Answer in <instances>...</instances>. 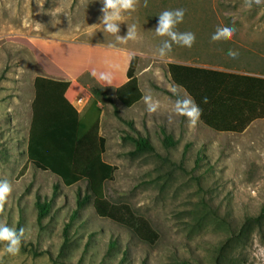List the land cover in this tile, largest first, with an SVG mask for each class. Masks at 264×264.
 Returning <instances> with one entry per match:
<instances>
[{"label": "rangeland", "instance_id": "obj_1", "mask_svg": "<svg viewBox=\"0 0 264 264\" xmlns=\"http://www.w3.org/2000/svg\"><path fill=\"white\" fill-rule=\"evenodd\" d=\"M143 3L119 25L123 37L136 24L139 38L111 48L114 35L89 27L100 23L102 0H0V181L13 189L0 221L26 229L19 254H7L0 243V264H264V221L244 226L264 210V119L242 134L215 132L200 120L190 126L172 113L176 96L167 69L175 63L264 78V0L251 8L244 0ZM180 8L186 12L176 30L194 33L195 43L174 44L160 57L167 37L154 33L158 16ZM219 26H234L233 38L213 42ZM229 49L239 57L229 59ZM131 57L141 100L125 107L114 91L127 82ZM93 70L112 71V84L98 81ZM39 77L71 84L79 137L98 123L103 160L116 167L105 198L126 224L96 215L86 181L66 187L28 163ZM96 87L113 103L100 104L91 94ZM146 94L161 102L157 113L146 111ZM78 97L85 101L77 104ZM131 138L148 140L152 149L137 151ZM44 205L48 212L38 223ZM141 221L158 235L154 244L133 232Z\"/></svg>", "mask_w": 264, "mask_h": 264}, {"label": "trees", "instance_id": "obj_2", "mask_svg": "<svg viewBox=\"0 0 264 264\" xmlns=\"http://www.w3.org/2000/svg\"><path fill=\"white\" fill-rule=\"evenodd\" d=\"M136 57H131L126 72L127 82L114 91L118 102L131 107L141 100L134 77ZM168 73L174 85L182 86L187 95L201 108L200 121L219 133L242 134L253 122L264 119V78L227 73L170 63ZM35 99L32 103V120L26 148L27 161L34 168L48 172L71 187L86 181L93 198L96 215L119 224H126L120 210L111 206L105 198L106 182L113 180L116 167L104 162L106 140L100 135L99 125L87 127L79 137V115L66 98L70 83L48 78H36ZM103 106L112 104L105 88L96 87L91 93ZM207 97L208 103H203ZM137 151L151 150L148 140H136ZM57 191V187H54ZM39 203L37 206L39 207ZM48 206H40L38 223L46 216ZM264 210L258 219L246 221L244 226L260 225ZM133 232L141 241L154 244L158 235L144 221L132 225ZM68 228L64 229L66 244Z\"/></svg>", "mask_w": 264, "mask_h": 264}, {"label": "clouds", "instance_id": "obj_3", "mask_svg": "<svg viewBox=\"0 0 264 264\" xmlns=\"http://www.w3.org/2000/svg\"><path fill=\"white\" fill-rule=\"evenodd\" d=\"M140 0H102L103 7L100 9L102 15L99 17L100 23L89 27L95 28L102 26L103 31L115 36L116 43L110 44L109 47L115 48L116 44H126L129 40L135 41L139 38L137 25L132 24L127 27L126 36H120V21H122L124 13H131L137 10ZM260 4L261 0H244V7L251 8L253 4ZM143 6L148 7V0H144ZM186 10L183 8L175 10H165L158 16V24L154 30L156 36L167 37L160 42L158 47V55L166 57L171 53L173 45L191 48L196 40L195 34L192 32H180L177 25L183 22ZM236 33L234 26H219L211 36L213 42L231 40ZM99 46V45H97ZM229 59H237L240 55L238 50L229 49L227 53ZM115 68V65H110ZM98 81H102L111 85L114 79L112 71H95L91 73ZM171 92L176 99L172 101V113L177 116L186 117L190 126H195L202 115L201 108L195 103L191 96L187 95L186 90L180 85L171 86ZM143 103L146 105L148 113H157L161 108V102L155 99L153 95L146 94L142 97ZM203 103L207 104L208 99L205 97ZM171 119V117H170ZM13 189L9 181H0V213H3L4 206ZM26 229L21 227L7 226L0 221V243H5L4 251L13 256L19 254L21 243L25 238Z\"/></svg>", "mask_w": 264, "mask_h": 264}, {"label": "crops", "instance_id": "obj_4", "mask_svg": "<svg viewBox=\"0 0 264 264\" xmlns=\"http://www.w3.org/2000/svg\"><path fill=\"white\" fill-rule=\"evenodd\" d=\"M126 81H127V78H126ZM120 86H122V85H120ZM120 86L116 87V89L119 88ZM70 87H71V84H70ZM70 87H69V88H70ZM116 89H115V90H116ZM69 90H70V89H68V91L66 92V95H65L66 98H67V100H68ZM68 101H69L70 104L76 109V111L79 113V111H78V109H77V107H76V105H75V101H70V100H68Z\"/></svg>", "mask_w": 264, "mask_h": 264}, {"label": "built area", "instance_id": "obj_5", "mask_svg": "<svg viewBox=\"0 0 264 264\" xmlns=\"http://www.w3.org/2000/svg\"><path fill=\"white\" fill-rule=\"evenodd\" d=\"M85 101V99L83 97H78L77 98V104H82Z\"/></svg>", "mask_w": 264, "mask_h": 264}]
</instances>
